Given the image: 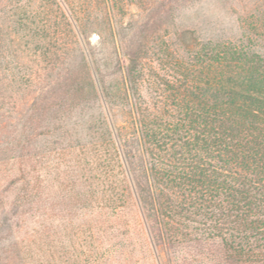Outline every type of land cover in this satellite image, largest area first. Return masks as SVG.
<instances>
[{"label":"trees","instance_id":"trees-1","mask_svg":"<svg viewBox=\"0 0 264 264\" xmlns=\"http://www.w3.org/2000/svg\"><path fill=\"white\" fill-rule=\"evenodd\" d=\"M198 1L72 0L68 21L54 16L56 84L85 108V132L52 207L49 264H102L100 236L128 226L155 264H264V0H249L234 30L173 26ZM130 5L144 18L124 25ZM68 205L89 217L73 263ZM11 238L0 236L7 257L24 262Z\"/></svg>","mask_w":264,"mask_h":264},{"label":"rangeland","instance_id":"rangeland-1","mask_svg":"<svg viewBox=\"0 0 264 264\" xmlns=\"http://www.w3.org/2000/svg\"><path fill=\"white\" fill-rule=\"evenodd\" d=\"M70 1L0 0V236H11L18 249L26 245L23 250L30 257L24 262L7 257L10 252L4 240L0 264L51 262L50 240L57 228L52 207L60 182L68 180L70 186L75 179L72 165L84 156L78 138L85 132V108L72 100L69 86L68 92L64 86L57 87L55 54L49 46L54 16L64 15L68 21L76 10ZM248 2L199 0L183 8L173 26H195L207 35L220 24L234 30L236 14L247 8ZM143 18L144 13L135 5L128 6L121 17L124 25L138 24ZM45 21L46 27L42 26ZM67 26L68 72L78 77L77 52L69 46L76 28L70 22ZM89 39L93 45L98 43L96 33ZM97 219L107 225L102 223L103 217ZM87 220L88 216L70 211L68 205L69 263L81 251L79 242ZM128 229L125 236H100L102 264H155L145 236H136L132 226ZM115 241L117 245L111 247Z\"/></svg>","mask_w":264,"mask_h":264}]
</instances>
